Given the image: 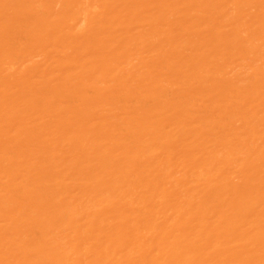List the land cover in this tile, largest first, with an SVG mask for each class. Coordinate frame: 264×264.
<instances>
[{"label": "bare ground", "instance_id": "obj_1", "mask_svg": "<svg viewBox=\"0 0 264 264\" xmlns=\"http://www.w3.org/2000/svg\"><path fill=\"white\" fill-rule=\"evenodd\" d=\"M0 264H264V0H0Z\"/></svg>", "mask_w": 264, "mask_h": 264}]
</instances>
